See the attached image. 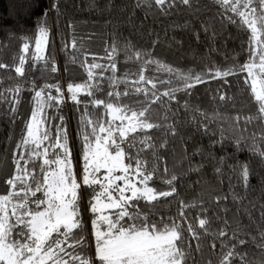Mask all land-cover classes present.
Masks as SVG:
<instances>
[{
	"label": "snow or ice",
	"instance_id": "obj_1",
	"mask_svg": "<svg viewBox=\"0 0 264 264\" xmlns=\"http://www.w3.org/2000/svg\"><path fill=\"white\" fill-rule=\"evenodd\" d=\"M181 5L199 10L194 0H135L133 9L143 6L151 11L155 6L162 15H170V10ZM203 6L209 11L215 8L212 21L219 20L221 26V30L216 31L212 23L201 24V30L209 34L208 39L213 44L217 38L225 44L233 39L227 33L228 26L236 27L247 36L240 44L241 52L233 54L234 63L223 70L214 67L207 72H185L156 59L151 50L135 49L131 41L126 45L125 64L118 68L115 41L105 49L103 59L108 63L101 64L95 54L88 52L82 43L78 46L73 38L74 51L67 63L83 69L86 73L83 82H75L81 73L72 72L66 65L64 71L70 77L66 89L59 81L41 85L37 80H25L30 84L27 89L17 84L0 91V101L10 105L12 124L23 115L22 102L31 106L11 154L10 171L0 181V264H198L193 252H202L200 243L193 248L185 232L197 242L203 237L219 238L217 264H250L247 253L242 250L249 241L241 238L242 233L250 237L252 246L264 257V131L252 132L249 137L241 135L236 140L240 146L237 151L245 148L246 140L252 141L247 146L251 158L241 161L234 154L217 155L225 149L215 146L232 137H225L222 126L209 127L210 118L203 110L193 107L187 99L181 104L176 95L190 97L196 85L207 82L209 73L212 79H223L226 85L230 84L227 77L246 73L243 83L256 112L243 116L237 113L232 117V130L248 131V126L257 122L264 128V0H209ZM51 7L58 19L60 8L57 3ZM128 22L135 26L132 17ZM196 39H200L199 34ZM49 40L50 27L42 22L29 58L25 55L30 52L29 38H23L18 65L14 68L18 76L25 77V64L29 59L33 68L43 62L44 67L39 69L41 77L45 72L58 73L55 56L43 55ZM156 43L153 42V47ZM68 47L64 44V48ZM242 53L247 58L240 64L237 57ZM88 56H92L91 62ZM128 62L137 65L135 71L127 67ZM7 67L0 63V69ZM153 70L167 73L168 79L145 75ZM105 73L110 75L105 76ZM160 85L165 88L162 92ZM25 92L30 98L23 95ZM219 99L233 100V97L221 93ZM172 101H176L175 109ZM68 102L77 112L76 135L82 162L79 175L64 115ZM156 104L166 109L161 120L168 121V113H171L173 119L169 123L153 119L152 106ZM97 109L102 111L98 113ZM181 109L190 116L187 123L195 129L188 138L182 137L185 144L181 163L186 162L187 171L197 173L211 166L218 183L226 184L227 191L213 196L212 201L217 207L222 200L235 206L232 216L237 218V228L231 231L230 219L224 216H216L220 226L218 231H213L212 219L205 215L209 209L204 207L199 209L197 226L193 227L186 210L196 208L197 204L184 200L179 201V218L156 219L157 205H168L171 203L168 198L179 194L174 183L177 175L161 174L160 163L165 153L160 150L167 147L168 139L157 145L153 130L165 137H176L177 124L183 123ZM203 136H208V144L203 143ZM7 139L12 141L11 133ZM146 153L151 154V159ZM253 159L259 171L253 166ZM168 172L165 166L163 173ZM157 182L167 185L168 190L158 189ZM257 185L262 202L253 203L248 195ZM85 189L90 190L87 201L90 233L83 219ZM220 212L229 213L231 209L225 204ZM249 227H254L255 232L246 231ZM209 247L217 250L218 245L212 241ZM207 264L213 262L209 260Z\"/></svg>",
	"mask_w": 264,
	"mask_h": 264
},
{
	"label": "trees",
	"instance_id": "obj_2",
	"mask_svg": "<svg viewBox=\"0 0 264 264\" xmlns=\"http://www.w3.org/2000/svg\"><path fill=\"white\" fill-rule=\"evenodd\" d=\"M135 0H0V63L8 65L5 69H0V91L5 88L14 87L17 84H22L25 89L30 87V84L25 83V80H37L39 84L55 83L57 81L67 84L70 80L68 73L64 71L65 66L72 72H79L81 75L75 78V82H83L86 79V73L78 65L67 63L71 58V53L74 51L71 48L72 38L79 32L88 34L99 33L104 30L106 33V47L111 45L113 41L117 47V59H127L126 45L131 41L135 45V49L151 50L153 57L160 61L185 72L191 70L193 73L207 72L208 69L219 67L225 69L234 63L232 57L234 52H241L240 44L247 39V36L238 32L234 26H228L227 33L231 34L233 39L227 40V43L220 38H217L213 44L207 33L201 30V24L212 23L216 31L221 30L219 20L212 21L215 16V8L211 11L203 5L209 0H194V4L199 7L188 8L187 6H179L171 11L170 15H162L158 8L153 7L151 11H146L143 6L133 9ZM53 3H57L60 8L59 17L57 12L51 7ZM115 5V7H113ZM45 13H48L45 16ZM129 17L135 21V26L128 22ZM142 21V23H141ZM42 22H47L50 27L49 45L45 49V56H55V63L59 69L58 73L45 72L44 76H40L39 69L44 67L43 62H38L36 67H32V62L29 59L25 64V77L18 76L14 68L18 65V55L22 46L23 38L28 37L30 43V52L25 54L29 58L31 52L34 51V39L37 34L38 26ZM71 25V27H70ZM199 34L200 39H196ZM157 41L155 47L153 42ZM64 44H68V48H64ZM212 48V51L209 49ZM134 49V50H135ZM133 50V51H134ZM110 51V49H109ZM247 56L241 54L237 57L240 64L244 63ZM155 68V65H152ZM168 79V74L164 73ZM246 73H241L238 76H229L226 79L230 84H224L223 79H212L211 73L206 77V83L198 84L191 90L190 97L183 96L177 93V98L182 104L185 99L193 107H199L210 118L209 127L218 129L222 126L225 130V137H232L224 144L216 145V148H223L225 151L218 152L217 155L234 154L241 161L251 158V152L248 145L251 140L245 141V148L237 151L239 145L236 140L243 135L249 137L252 132L264 131L258 122L248 126V131L241 132L237 129L232 130V117L237 113L247 115L255 114L256 106L252 103L251 97L243 83V77ZM106 86V84H105ZM123 87V86H121ZM147 87H150L148 85ZM65 88V87H64ZM163 85L159 86V91H164ZM221 93L233 97V100L219 99ZM27 96V92L23 94ZM100 98H105L103 94H98ZM111 99V98H108ZM165 100L167 98H164ZM173 109L176 107V101L170 102ZM235 105V106H233ZM10 105L7 102L0 101V181L10 171L11 154L14 149V136L16 132L17 122L11 123V114L9 113ZM152 116L157 122L167 124L173 118L171 113H168L170 119L168 121L161 120L160 117L165 115L166 109L160 107L159 104L153 105ZM91 110V108H90ZM98 113L102 109L96 110ZM219 114V115H217ZM64 115H69L67 121L71 142L76 147V156L80 164V141L76 135L77 129V112L71 102L64 106ZM197 117L199 118L198 114ZM107 119V117H105ZM180 119L183 123L177 124L178 135L176 137H165L161 133H157L155 143L159 145L164 139H168V144L165 149H161L165 153L163 160L160 163L161 174L169 176L176 174L178 179L175 181L177 186L178 196L169 197L171 202L168 205L158 204L156 209V219L161 217H178L179 201L184 200L187 203H196V208L186 210L188 222L197 226V216L201 207L208 208L209 211L205 214L212 219V230H219V221L216 216H224L230 219L231 231L232 228H237V218L232 216L235 212V206L230 201H221L217 207L212 201V197L225 193L227 191L226 184L221 186L215 174L211 171V166L205 168L202 173L187 171L186 162L181 163L184 156V144L188 135L195 131L187 121L190 119L181 109ZM18 120V119H17ZM243 122H241V129ZM12 134V141H8L7 137ZM197 138L200 135L197 134ZM219 139V136L216 137ZM204 144L209 143L208 136L202 138ZM259 146V143H257ZM215 151V149H214ZM148 159H151V154L146 153ZM199 159V157H197ZM253 166L259 171V166L255 159L252 160ZM167 167L169 172L163 173V168ZM186 173V174H185ZM255 181L253 184L255 185ZM156 187L160 190H168V186L157 182ZM39 195V194H38ZM88 199H90V190H83V219L88 232H91L90 214L88 213ZM253 203H260L261 190L256 186V190L248 195ZM247 203V201H245ZM225 204L231 209L229 213L220 212V208ZM215 214V215H213ZM258 215V214H257ZM186 227V225H185ZM199 231V229H197ZM249 232H255L254 227L246 229ZM188 240L192 242L193 248L196 243H200L202 252L196 256L198 264H207L209 260L213 264H217L220 257L219 238L215 236L203 237L200 241H192L190 235ZM91 238V237H90ZM242 239H248L249 243L242 250L247 253V258L250 264H262L264 257L258 249L252 246L250 237L241 234ZM215 241L218 245L217 250H211L210 242Z\"/></svg>",
	"mask_w": 264,
	"mask_h": 264
},
{
	"label": "rangeland",
	"instance_id": "obj_3",
	"mask_svg": "<svg viewBox=\"0 0 264 264\" xmlns=\"http://www.w3.org/2000/svg\"><path fill=\"white\" fill-rule=\"evenodd\" d=\"M73 38L76 39L78 46H80V44L82 43L84 48L87 49L88 52L95 54V56L98 58V62L101 64H107L108 61L103 59V57L106 56V33L104 30H101L99 33H94V34H88L85 32H79L78 34H75L73 36ZM72 38V40H73ZM43 55H45V51L43 53ZM88 61L91 62L92 60V56H88L87 57ZM125 59L123 58H119L117 59V66L118 68H121L124 64H125ZM127 67L132 68L133 71L136 70L137 65L132 64L131 62H128ZM152 67V66H151ZM152 69H155L154 67H152ZM120 75H122V73H118ZM110 75V73H105V76ZM145 75H156V76H160L162 79H164L166 77V75L164 73L161 72H156V71H150V72H145ZM62 85L65 87L66 89V84L62 83ZM53 94H55L53 92ZM25 97H29V94L27 93V96ZM30 105L27 103L22 102L20 105V112L23 113L22 116H20L18 118V122H17V127H16V132H15V136H14V147H15V143L18 141L19 139V130L22 127V121L24 119H27L30 115ZM67 121H69L70 117L69 115H67ZM69 130V129H68ZM71 147H72V151H73V157H74V164H75V170L77 172V174L79 175L80 171H81V157L79 155V160H80V164L78 163V159L76 156V147L72 144L71 142Z\"/></svg>",
	"mask_w": 264,
	"mask_h": 264
}]
</instances>
